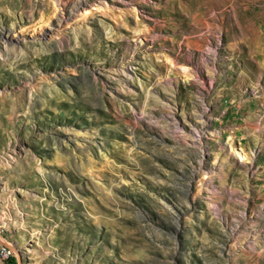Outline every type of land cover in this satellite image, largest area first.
Returning <instances> with one entry per match:
<instances>
[{"label":"rangeland","instance_id":"374dc122","mask_svg":"<svg viewBox=\"0 0 264 264\" xmlns=\"http://www.w3.org/2000/svg\"><path fill=\"white\" fill-rule=\"evenodd\" d=\"M0 264H264V0H0Z\"/></svg>","mask_w":264,"mask_h":264},{"label":"built area","instance_id":"2783aa9c","mask_svg":"<svg viewBox=\"0 0 264 264\" xmlns=\"http://www.w3.org/2000/svg\"><path fill=\"white\" fill-rule=\"evenodd\" d=\"M14 251L10 245L0 238V258L3 260H9L13 258Z\"/></svg>","mask_w":264,"mask_h":264},{"label":"bare ground","instance_id":"6f19581e","mask_svg":"<svg viewBox=\"0 0 264 264\" xmlns=\"http://www.w3.org/2000/svg\"><path fill=\"white\" fill-rule=\"evenodd\" d=\"M1 234V233H0Z\"/></svg>","mask_w":264,"mask_h":264}]
</instances>
